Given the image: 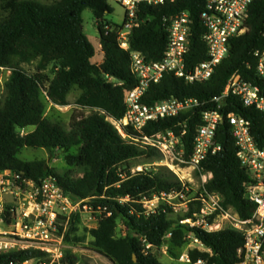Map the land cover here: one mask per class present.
<instances>
[{"label":"trees","instance_id":"trees-1","mask_svg":"<svg viewBox=\"0 0 264 264\" xmlns=\"http://www.w3.org/2000/svg\"><path fill=\"white\" fill-rule=\"evenodd\" d=\"M206 5L207 0H177L160 6H142L138 17L143 23L132 31L129 51L119 46V25L106 20L114 12L110 0H60L51 6L11 0L0 20V74L1 68L11 71L4 99L0 101V171H13L38 183L52 176L74 197L91 200L95 208H107L90 234L92 246L112 264H165L155 254L144 252L142 237L158 249L168 244L173 264H181L179 258L189 243V235L211 251L191 252L193 262L204 259L210 264H238L240 261L239 250L245 243L241 232L226 227L209 233L181 224L200 213L198 201L191 202L189 211L179 219L173 217L174 210L166 203L160 204L155 213L145 214L144 198L180 192L182 183L164 168L133 174L130 162L145 159L157 163L161 155L155 149L123 139L109 121L124 117L125 91L137 86L131 71V52L141 53L149 62L163 60L169 45L166 18L189 13L193 23L189 68L207 59L201 20ZM87 9L93 11L98 22L101 53L105 56L101 65L93 63L96 47L84 32L82 15ZM245 25L247 32L231 40L229 56L208 81L190 84L166 74L160 83L150 86L143 97L147 105L192 99L199 106L178 117L151 123L144 129L146 135L166 131L181 135L186 131L182 143L188 158L193 153L204 113L218 109L215 99L222 96L232 76L239 74L244 81L264 91V79L258 75L254 56L257 50H264V0L251 4ZM106 26L111 29L107 30ZM33 63L36 64L33 72L23 68ZM50 67L52 77L47 74ZM106 76L122 85H115ZM75 88L80 91L75 104L91 114L74 117L69 126L47 117L46 101L67 107ZM221 112L225 116L235 112L250 120L257 142L264 143L263 113L244 107L236 97L227 98ZM216 140L221 150L210 154L202 163L204 171L213 174L205 188L220 196L224 209L234 211L243 221L250 220L256 209L247 197L250 176L238 156L239 149L226 119L219 126ZM26 148L46 150L52 156L60 153L67 168L58 172L46 160L21 161L18 156ZM122 198L129 200L122 203ZM107 213L111 216L107 217ZM119 222L126 227L125 237H117ZM80 225L81 216H75L65 241L71 240ZM44 256L34 249L0 253V264L22 263ZM77 263L78 257L65 250L63 264Z\"/></svg>","mask_w":264,"mask_h":264},{"label":"built area","instance_id":"built-area-1","mask_svg":"<svg viewBox=\"0 0 264 264\" xmlns=\"http://www.w3.org/2000/svg\"><path fill=\"white\" fill-rule=\"evenodd\" d=\"M126 11L125 21L117 29V40L122 50L129 51V37L134 29L142 25L138 17L142 6H160L177 0H110ZM255 0H207L201 20L205 32L203 42L207 47V59L189 68L192 49V20L189 13H182L166 18L169 33V45L163 60L149 62L139 52H131V71L137 79V86L125 91L126 113L120 120L109 118L120 136L143 147L159 152L161 161L182 183L180 192L155 195L144 198L142 204L146 215H151L166 203L176 210L184 205L189 211V204L198 201L200 213L195 219H186L181 224L206 232H219L226 227L241 232L245 238L244 246L239 250L238 264H264V143L260 145L253 133L252 122L245 117L231 112L226 116L221 112L222 105L229 97H236L246 108L255 109L264 114V91L258 86L244 81L235 74L228 81L222 96L215 99L218 109L204 113L203 124L198 128L193 153L187 158L182 137L174 131H166L148 136L144 129L151 123L188 113L199 106L198 101L171 99L147 105L143 97L153 84L161 82L166 74L184 79L187 83L205 82L213 77L218 66L229 56L231 40L247 32L245 22L249 16L251 4ZM106 29H111L106 26ZM257 60L258 75L264 79V50L254 53ZM97 64V63H95ZM99 65V64H97ZM101 65V64H100ZM4 68H1V71ZM115 85H122L116 79L106 76ZM229 124L239 158L250 176L247 197L256 206L250 220L243 221L232 210H226L221 198L216 193L206 190V184L213 174L205 172L202 163L212 154L221 150L217 143V131L225 121ZM24 133V132H23ZM144 167L131 170L133 174L145 172ZM147 170V169H146ZM196 171L201 178L202 187L198 192L190 191L188 181ZM184 200V204L172 202ZM129 199L122 198L120 202ZM107 208H95L91 200L78 199L66 192L57 179L48 176L39 183L24 178L13 171H0V253H12L24 250H38L44 257L10 264H63V244L70 223L75 216L102 215ZM111 213H107V217ZM167 237H171L169 234ZM189 248L195 246L199 252H208L203 243L192 235L187 237ZM145 253L163 251L141 238ZM181 264H210L207 260L193 262L189 250L181 254Z\"/></svg>","mask_w":264,"mask_h":264},{"label":"rangeland","instance_id":"rangeland-1","mask_svg":"<svg viewBox=\"0 0 264 264\" xmlns=\"http://www.w3.org/2000/svg\"><path fill=\"white\" fill-rule=\"evenodd\" d=\"M9 1L11 0H0V20L6 15L5 7L6 4L9 3ZM24 1L38 2L48 6L60 2V0H24ZM110 4L114 12L112 14L107 15L106 20L116 25H122L125 21V15H126L125 9L116 2L111 1ZM82 18H83L84 32L96 47L97 53L94 59V63L100 64L104 56H102L103 54L101 53V46L99 43L100 33L98 30L97 19L93 11L89 9L83 12ZM23 68L27 72H33L36 68V64L33 63L30 65H23ZM47 74L50 75V77H52V67H50V69L47 71ZM10 77H11V71L7 69L1 71L0 101L4 99L5 90L7 85L9 84ZM79 95H80V91L77 88H75L69 95V101L71 104L67 107L55 106L46 101L47 104L46 116L53 121L59 122L65 126H69V124L73 121L74 117L90 115L91 114L90 110L79 108L75 104V101L79 97ZM18 158L24 162H32L35 160H46L48 162L49 167L54 170H57L58 172H63L67 168L66 162L62 154L59 153L55 156H52L48 151L42 149H28V148L23 149L20 152ZM130 165L132 167V170H137L139 167H144L143 169L145 172H151V171L155 172L158 169L164 168L171 172V170H169V168H167L162 163L160 162L153 163L149 160L146 161L145 159L132 161L130 162ZM191 176L192 177L190 178V181H188L187 183L189 189L191 192L192 191L198 192L202 187V181L200 175L196 171H192ZM172 202H175V204L177 205L184 204V200L180 198L173 200ZM184 207H185L184 205H180L176 208V210H174L173 217L175 219H179L183 217L184 214L187 213L186 210L187 208ZM100 219H101L100 215H93V216L83 215L81 218V225L79 230L74 234V236L71 238L70 241H64L63 250L64 251L70 250L74 255H76L78 257L77 264H112L107 257L99 253L91 244L92 238L90 231L98 227ZM125 235H126V227L122 222H119L117 228V237L121 238V237H125ZM166 239L169 240L170 237H167ZM188 244L184 247L182 253H184L187 250H189L190 253L194 251H198L197 248H195V246L189 248ZM163 252L164 253L166 252L167 255H165ZM155 255L159 258V260L162 263L165 264L174 263V260L170 257L168 252V244L165 245L163 251L156 252Z\"/></svg>","mask_w":264,"mask_h":264},{"label":"crops","instance_id":"crops-1","mask_svg":"<svg viewBox=\"0 0 264 264\" xmlns=\"http://www.w3.org/2000/svg\"><path fill=\"white\" fill-rule=\"evenodd\" d=\"M100 46H101V45H100ZM102 56H104V55H102ZM94 59H95V58H94ZM94 59H93V63H94ZM104 60H105V56L103 57V60H102V62H101L100 64H102ZM100 64H99V65H100ZM163 253H164V252H163ZM164 254L167 255L166 252H165Z\"/></svg>","mask_w":264,"mask_h":264},{"label":"water","instance_id":"water-1","mask_svg":"<svg viewBox=\"0 0 264 264\" xmlns=\"http://www.w3.org/2000/svg\"><path fill=\"white\" fill-rule=\"evenodd\" d=\"M135 260H137V258L135 257Z\"/></svg>","mask_w":264,"mask_h":264}]
</instances>
